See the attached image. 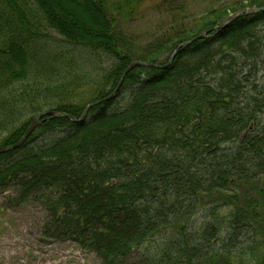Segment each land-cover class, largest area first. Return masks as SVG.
I'll use <instances>...</instances> for the list:
<instances>
[{"label":"trees","instance_id":"16d2710c","mask_svg":"<svg viewBox=\"0 0 264 264\" xmlns=\"http://www.w3.org/2000/svg\"><path fill=\"white\" fill-rule=\"evenodd\" d=\"M109 2L0 0V148L17 144L45 110L80 118L114 92L132 63L165 66L179 45L229 15L264 8V0H249L203 14L193 26L178 23L180 14H163L168 31L139 52L123 39ZM49 31L60 46L107 66L67 60L46 46ZM82 83L91 93L85 102L59 96ZM124 89L132 90L129 104L112 109ZM261 115L264 13L179 49L164 70L134 68L82 123L42 124L19 149L0 155V192L13 189V207L42 202L43 237L71 241L103 264L135 255L142 264H264V236L254 229L264 232ZM49 133L62 136L35 142ZM238 187L247 189L239 205ZM205 197L214 203L201 212ZM219 209H228L226 219L219 220Z\"/></svg>","mask_w":264,"mask_h":264},{"label":"rangeland","instance_id":"374dc122","mask_svg":"<svg viewBox=\"0 0 264 264\" xmlns=\"http://www.w3.org/2000/svg\"><path fill=\"white\" fill-rule=\"evenodd\" d=\"M173 1L174 3L169 4L172 0H129L128 2L125 0H110L109 6L111 14L120 19H118L117 25H120L119 31L121 30L125 42L136 47L137 51L144 52L149 44L156 42L168 31L169 19L163 14H180L177 22L181 19L183 25L193 26L203 14L229 7H237L240 4L244 5L249 0ZM171 8L172 10H170ZM78 18L81 19L79 16ZM48 35L49 39L44 40L46 46L56 51L60 48L61 54H65L67 60L70 59L84 67L85 63H98L100 66H107L103 58L100 59V57L95 56L87 58L84 50L81 51L76 47L63 46L62 44L60 46L62 39L54 32L49 31ZM165 59L166 57L162 60ZM253 83L259 87L262 86V82L258 79L254 80ZM249 87L250 84H247V88L250 90ZM131 91V89H124L114 102L112 109H124L129 104ZM59 96L64 100L68 99L70 102L80 103L88 100L91 93L82 83L74 92L68 89ZM56 100L57 98L53 97L51 102ZM46 112L48 110H45L44 113ZM260 119H264V115L258 118V120ZM60 136H62L61 133H49L37 138L35 142L41 144ZM239 188L242 189V192L235 196L237 205L241 204L242 200H247V189ZM248 196L250 199L254 194L250 192ZM14 197L15 192L13 189L0 192V264H103L94 253L84 251L71 241L45 239L42 235V228L48 217L45 205L38 200H32L22 206L13 207L10 200ZM200 202L199 209L203 212L210 204L214 203V200L205 197L201 198ZM227 211L228 209L217 211L220 221L226 219ZM201 212L200 215H202ZM197 222L201 221L197 220ZM254 229L258 234L264 236L262 228L254 227ZM251 238H253V232L251 231L250 234L247 231L246 239ZM258 238H260V235ZM247 261L249 262V259H246V263ZM238 262V259L232 261L234 264ZM122 264H142V262L140 257L135 255L129 257Z\"/></svg>","mask_w":264,"mask_h":264},{"label":"water","instance_id":"95a60500","mask_svg":"<svg viewBox=\"0 0 264 264\" xmlns=\"http://www.w3.org/2000/svg\"><path fill=\"white\" fill-rule=\"evenodd\" d=\"M259 13H264V8L263 9H254V8H252V9L241 10V11L229 16L227 18V21L222 22V24L219 27L214 28L212 31H215V32L216 31H221V30L225 29L229 24L233 23L237 18H240V17H243V16H251V15H255V14H259ZM208 33L209 32H205V33L199 35L198 37H196L195 39H193L192 41L184 43V44H181L175 50L173 55L171 56L168 64L166 66H164V67H161V66H158V65H155V64L144 63V62H135V63L131 64L125 70V72H124L123 76L121 77V79H120L116 89L114 90V92L108 98H106L105 100H102L100 102L88 105L85 108V110L83 111V113H82V115L80 116L79 119L73 118V117L65 115V114H59V113H56V112H47V113H44V114L34 118L32 120V122H31L29 128L27 129V131L25 132L23 137L20 139V141L17 144H15L14 146L0 148V155L12 152V151H14L16 149H19L25 143V141L31 136V134L33 133V131L36 128L40 127L45 122H49L52 119L66 118V119L70 120V122H72L73 124L82 123L86 119V116H87V114H88L90 109H92V108H94V107H96L98 105H101L102 103L107 102V101H109V100H111L112 98L115 97L116 93L119 91L120 87L122 86V83L124 81L125 76L131 70H133L134 68H137V67H146V68L164 70V69L168 68L173 63V61L175 59V56L177 55L179 49H182V48H184L186 46H189L190 44H192L195 41H199V40L204 39L208 35Z\"/></svg>","mask_w":264,"mask_h":264}]
</instances>
